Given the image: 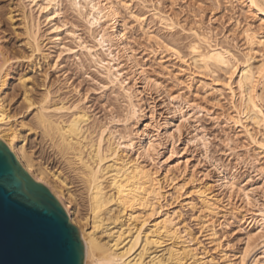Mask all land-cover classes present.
<instances>
[{
  "label": "bare ground",
  "instance_id": "bare-ground-1",
  "mask_svg": "<svg viewBox=\"0 0 264 264\" xmlns=\"http://www.w3.org/2000/svg\"><path fill=\"white\" fill-rule=\"evenodd\" d=\"M28 1L34 3H30V7L34 5L40 10L39 13L46 14L49 23L51 21L53 24L62 15L64 0H42V3L40 0ZM65 1L87 26L88 37L93 39L91 44L96 45L91 47L73 30L69 31L75 38L72 39L77 40L80 52L83 51L92 63L99 66H95L96 69H103V75L111 87L108 89L115 90L113 92L116 94V90L119 91L126 101L124 122L121 121L126 132L113 131L114 128L111 130L109 125L101 124V128L96 129L98 133H93V128L89 127L93 119L83 105L80 107L76 103L68 106L70 103L67 105L64 101L51 104L56 98L51 99L50 90L39 98L34 96V74L41 68V61H48L50 53L44 48L47 54L42 48L43 41L42 45L39 33L30 25L32 20L25 11L27 7H22V1L17 17L30 55L15 56L7 44L0 42V138L33 179L46 185L63 205L86 245L85 264H264V200L258 197V192L264 193V147H261L264 144V77L260 75L261 66L264 65V47L261 44L264 41V0H243L245 12L249 15H246L247 19L244 17L246 21L242 22L237 12L234 13L230 18L233 31L222 35L214 30L219 22L214 14L205 22L204 13L201 12L185 28L177 17L156 7L149 9L151 14L147 17L148 11L138 13L132 2L124 0ZM139 2L146 9L144 0ZM235 2L237 0H227L233 9L236 8ZM8 17L10 21L16 18L13 12ZM129 20L137 24L146 38L156 45L158 51L151 49L155 57H172L185 67L184 72L188 74L185 85L190 91L194 84L201 83L208 92L219 86L228 92L230 110L225 119L227 124L241 129L254 147L253 151L250 150L253 153L251 161L244 162L246 169L253 166L261 172L260 181L255 178L259 183H253L254 180L240 181L238 169L229 172L227 165L222 166L211 157H207L206 162L216 177H209V170L197 173L191 170L189 158L180 156L174 147L158 161L161 150L165 148L162 144L164 141L161 142L163 133H159L161 128L166 130L164 132L173 142L171 144L177 146V142L183 141L184 129H189L193 125L190 121L194 119H191V105L152 79L145 65L138 60L129 36L132 25ZM151 21L169 32L181 28L189 40L188 55L184 56L179 49L155 35ZM254 21L259 25L255 26ZM62 28L57 26L54 30L58 33ZM237 32L246 46L243 57H239L241 52L237 55L231 45V48L225 45H229L230 36ZM57 39L59 41L60 38ZM21 62L28 63V70L18 76L17 82L22 90L26 112L33 110L32 124L23 118L20 120L11 109L14 64ZM123 66L127 69H124L125 73ZM218 71L224 73V83L222 79L215 78ZM156 90L164 102L167 116L160 123L155 122L159 124L156 133L150 134L148 129L155 126L144 121L141 103H146V96H151ZM219 90L217 88L216 92ZM199 108L202 109V106ZM139 124L145 129L139 128ZM23 131L41 136L68 171L79 180L88 205V213L84 217L78 214V202L75 194L71 193L72 184H69L65 174L60 169L52 171L36 160V156L29 151ZM189 137L192 136L189 135L187 140ZM206 139L205 136H193L190 142L196 146L195 149L203 146L207 154ZM260 197H264V194ZM178 205H186L196 213L193 221L197 233L185 223L183 209L179 210L181 207L177 208ZM228 218L251 230L244 250L236 254L231 253L234 247L226 242L228 245H225L219 233L223 229V220ZM101 232L106 233L107 240L99 236ZM258 238L259 242L261 239L263 241L256 245ZM151 250L157 254L151 256ZM159 252L162 255H158ZM146 256L150 261H146Z\"/></svg>",
  "mask_w": 264,
  "mask_h": 264
},
{
  "label": "rangeland",
  "instance_id": "rangeland-1",
  "mask_svg": "<svg viewBox=\"0 0 264 264\" xmlns=\"http://www.w3.org/2000/svg\"><path fill=\"white\" fill-rule=\"evenodd\" d=\"M22 1L25 2V3L23 2L22 7L24 9L27 7L25 11L26 13H28L27 15L28 17H30L29 18L30 21L32 20V23H30L31 27H34V29H36L37 32L40 34V35L38 34V37L41 44L43 41L44 45L42 44L43 45L42 48L47 49V51L50 53L48 61L47 62L41 61L40 62L41 68L38 69V71L34 74V80L36 81L34 93H33L34 96L36 98H39V96L41 97L44 94V92L50 90L49 92H51V97H52L51 99L54 100L56 98L55 99L56 101L55 100L52 101L51 104H53L54 102L56 103L57 101H64L66 102L67 105L70 103L68 106L75 105L76 103L79 104L80 107L83 105L82 107L86 109L88 112H90L89 115L91 116V119H93L91 120L92 124H90L89 126L94 129L93 130L90 128L91 132L93 133H98L96 129L101 128L100 127L101 124L103 126L109 125L110 127L109 126L107 127H109L111 130L114 128L113 131H120V133H125L126 127L124 128L125 125L122 122H124V117H125L124 114H126L125 112L126 101L122 97L119 91L116 90V92L120 96L113 92L115 90L110 91L108 89V88L111 89V87L108 86L109 82H107L108 81L107 78L105 77V75H103L104 73L103 69L101 67L96 69V67L99 66H97L95 63H92V61H90L91 59L83 51L80 52L77 46L78 45L77 40L75 41L72 39L73 36L69 34V31L73 30L72 32H75L78 36L83 37V39L87 42L88 45H91V47L93 45L91 44L93 39L91 37H88L89 33L86 30L87 26L84 24L83 21L79 19L77 14H75L70 9L68 3L65 0L63 3L62 15L60 19L59 18L56 19V21H54L53 24L50 21L52 25L49 23L48 21L49 19L46 18V14L44 12H40L41 13L40 14L39 13L40 10L37 9L34 5H32L31 7H34V9L36 10H33V8L30 7L31 4H34L31 1L0 0V33L2 38L0 42L2 44H7L10 51L15 56H19L20 54L30 55L29 52L30 49L26 44V37L22 33V27L17 17L18 15L17 10L19 9V5L22 4ZM124 1L132 2L135 11L138 13L144 14L147 13L145 11H148L147 17H150L151 14L149 13V9L152 10L156 7L157 9H160V11L162 10L164 13L171 15L172 17L174 16V18L177 17L176 19L179 20V23L180 24L182 23L181 25L185 26V28H188L194 22L193 17L195 15L200 14L201 12L204 13L203 15L205 22H207L210 19L212 14H214L217 16V20L219 21L216 29L214 28V30L221 35L233 31L230 18L233 16L234 13L237 12V15H239L240 20L242 19L241 20L242 22L246 21L245 18L247 19V17L249 16L247 12H245L246 7L243 6L244 5L243 0H237V2H235L234 4V6H236L235 9H233V7H230L231 5L227 3V0H219V1L217 0H144L147 10L144 8V6L140 4L139 0H124ZM157 1L159 3H157ZM39 2L42 3V0H40ZM154 4L155 5L158 4V5L155 6ZM10 12H13V15L16 16V18L13 21L9 20L8 15ZM129 22L130 25L132 24L131 32L129 36L131 38V44L138 60L145 65V69H147V72H149L148 74L149 76L151 75L150 77L152 79L154 80L156 79L164 87H166L171 94H173L174 96L183 97V100L185 102L187 101L186 103L191 105L190 106V110H191L190 114L192 117L191 119H194L192 120L193 122L190 121L191 122L190 124L192 125L193 123V125L190 126L189 129H184L183 135L181 137V140L183 141L177 142V146L176 144L172 145L173 142L170 141L171 140L170 138L168 139L169 136L167 135L166 132H164L165 130L164 127L161 128V130L159 131L160 134L163 133L161 135L163 137L160 136L161 142L164 141L162 142V144L166 149L163 148L161 150L162 153H160L158 157L159 159L158 161L161 160L160 157L163 158L164 156L168 155L169 150L170 149L172 150L173 149L172 147H174V150L178 149L177 151L180 154V156L182 155L184 158H189L191 163V170H194L197 173L209 170L208 172L210 173L207 172L209 177H216L214 170L209 167L210 166L209 163L207 164L208 158L211 157L212 159H216L218 163L220 162L221 163L220 165L222 166L227 165L226 168L229 167L227 169V171L229 170V172H233L235 169H238V171H240L239 172L240 176L238 175L239 176L238 179L240 181L254 180L255 182L253 181V183L255 184L259 183L261 172L253 166L252 167L249 166L248 169L245 168L247 166L245 165V162L247 161L250 162L252 159L253 156L252 151L254 147L250 145L251 143H249L250 141L248 140L249 138L247 137V135H244L245 133H243L241 129H237L229 123L227 124V121L225 119L228 115L227 113H229L230 110V106H229L230 96H228L229 95L228 92L223 87L220 86L217 87L218 89H221L218 92H216L217 88L210 90L208 89L209 90L208 92L207 90L203 89L201 83L200 84L198 83L199 85L194 84L190 91L186 87L188 83V81H186L188 79L187 76L188 74L186 75L185 73L187 72H184L185 67H183V65L180 62H178L172 57L170 58L164 57L163 59L162 56L161 57L159 56L160 59L157 56L155 57V55H153L152 52L154 50L158 51L156 45L150 42L146 38V36L142 33V31L140 30L139 26H137V24L131 22V20H129ZM254 22H255V26L259 25L257 21ZM151 25H152L151 27H153L152 31L155 32L154 33L155 35H158V37L161 38L163 41H165L167 44L173 45L174 47L179 49L182 54L184 53L183 54L184 56L188 55L187 44L189 40H187V35L183 33L181 28L176 29L174 32H169L165 29L163 30V28L161 29L160 28L161 26L157 25V22L152 23L151 21ZM57 26H59L60 28L61 26H63L62 30L58 33L57 31L54 30V27ZM57 37L60 38L59 41ZM230 38H231V42L229 43V45L227 44L225 45L229 47L231 45L233 48L231 47L230 48L233 51H235L236 54L238 53L237 55H239V52H241V55H239V57L240 56L243 57L244 53L246 52L245 51L246 46L244 45L241 36L237 32L236 34L231 35ZM95 45H93V47ZM45 49L44 51L47 54H49ZM70 49L72 50L70 51ZM78 51L83 55L82 54L80 55ZM124 69L127 70L126 67H124L123 72L125 71ZM26 70H28L27 62L14 64L15 74L13 76V79L11 80L12 86L14 87L13 90L11 91L13 95L11 109H12V113L18 115L19 116L18 118L20 120L23 118L28 124H32L30 122H32L31 119L33 115L32 113L33 110L30 113L26 112L25 109L26 106L23 103L22 90L18 86V82H17L18 76ZM223 75L224 73L222 71H218L216 72L215 78L218 77L219 78L218 80L222 79L223 80L222 82L224 83L225 77ZM131 76L132 75H130V77ZM206 80L207 79H204V81ZM218 80L217 82H219ZM206 82L211 83L210 81H206ZM151 96H146L145 98L146 103L144 102L141 103L142 104L141 106L144 110V121L146 123H149V125L155 126L154 128L150 126V128L148 129V133L155 134L157 130L156 127L159 125L158 123H160L161 119L167 116L166 113L167 111L164 102H162L160 93L157 92V90L155 92L153 91ZM198 105L200 107L202 106V109L203 108L204 109L202 110L201 108H199ZM150 114H153L154 116ZM94 120H96V122H94ZM94 123L96 125H94ZM91 125H93V127ZM138 127L141 128L142 130L145 129L143 125H140ZM192 127H196L198 130ZM187 130H189L188 131L189 133L187 132ZM203 132L206 133L207 135L206 134L204 135ZM23 133H24V137H27V146L29 148V151L34 155V157L36 156L35 157L36 160L41 165L48 167L52 171H54L55 169L56 170L60 169L65 174V177H67L69 184H72L70 186V190L72 189L71 193L75 194L74 196L76 197V200L78 202V214L80 217H84L86 213H88V205L85 199V193L83 191L81 183H78L79 180L76 179V177L68 171L67 167L64 166L65 164L61 160H59V158L54 154L52 149L49 147V144L45 142V140L42 139L41 136L28 134V132L26 131H23ZM189 135L192 137L205 136V139L207 138L206 139L207 150L209 149L207 154L205 153L203 146L197 147V149H195L196 146L192 145V143L190 142L192 137H189L190 139L187 140ZM165 136L168 137L166 138ZM165 140L168 142H166ZM182 149L184 150L186 149L185 152L182 151ZM200 150H202V153ZM175 158L176 157H174V159ZM255 170L256 172L254 173ZM199 174L198 176L200 177L201 175ZM253 175L254 176L257 175V176L254 177ZM249 176H251V178ZM240 177L242 180L240 179ZM255 178L259 181H257ZM260 193L262 192H258V197L259 199L261 198L260 199L261 201H263L264 197H260V196H262L264 193L262 194ZM177 208L179 210L183 209L182 210L183 220L185 221V223L188 224V226H190L194 230L195 233H197L198 229L196 227L195 221H193L194 220L193 217L196 215V213H193L191 210H189V207H187L186 205H184L183 207L181 205L180 206L178 205ZM72 224L75 225L74 223ZM244 228L246 227L236 220L230 218H228L225 221L223 220V229H221L219 233L223 238L225 245L231 244V247H234L231 253L236 254L244 250L245 243L247 242L246 240L248 239L249 233L251 232L250 229L246 230ZM99 236H102L106 240L108 239L105 232L99 233ZM259 240L260 238H258L256 245L260 244L261 241H263L261 239V241L259 242ZM225 242L228 244H226ZM141 250L142 249H140L138 253ZM153 252H155V250L150 251V253ZM259 253L260 252H257L256 254ZM156 254L157 253H153V255L151 256H154ZM158 255H162V253L159 252ZM146 258H147L146 259L147 262L150 261V258H148L147 256Z\"/></svg>",
  "mask_w": 264,
  "mask_h": 264
},
{
  "label": "water",
  "instance_id": "water-1",
  "mask_svg": "<svg viewBox=\"0 0 264 264\" xmlns=\"http://www.w3.org/2000/svg\"><path fill=\"white\" fill-rule=\"evenodd\" d=\"M79 229L0 138V264H85Z\"/></svg>",
  "mask_w": 264,
  "mask_h": 264
},
{
  "label": "snow or ice",
  "instance_id": "snow-or-ice-1",
  "mask_svg": "<svg viewBox=\"0 0 264 264\" xmlns=\"http://www.w3.org/2000/svg\"><path fill=\"white\" fill-rule=\"evenodd\" d=\"M262 47H264V41L261 42ZM261 77H264V65L261 66V71H260ZM264 114V113H262ZM261 147H264V144H261Z\"/></svg>",
  "mask_w": 264,
  "mask_h": 264
}]
</instances>
